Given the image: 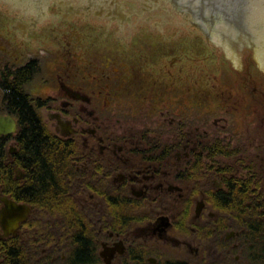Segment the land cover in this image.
<instances>
[{"label":"flooded vegetation","instance_id":"af4514ba","mask_svg":"<svg viewBox=\"0 0 264 264\" xmlns=\"http://www.w3.org/2000/svg\"><path fill=\"white\" fill-rule=\"evenodd\" d=\"M248 4L0 0V118L14 121L0 127V213L2 197L30 209L9 234L0 218V240L18 243L24 264H240L249 244L257 253L258 226L229 204L242 185L264 189V66ZM12 94L71 144L62 203L14 196L34 183Z\"/></svg>","mask_w":264,"mask_h":264},{"label":"trees","instance_id":"16d2710c","mask_svg":"<svg viewBox=\"0 0 264 264\" xmlns=\"http://www.w3.org/2000/svg\"><path fill=\"white\" fill-rule=\"evenodd\" d=\"M12 101L15 106L24 107L20 114L29 123L28 126L22 127L20 151L23 156H27L26 168L34 183L31 192H28L27 187L23 185L21 189L14 191V196L18 200L34 199L35 203H43L44 198L42 197L49 200V203H62L61 196L66 184L65 166L67 153L72 151L71 144L56 138L39 122L35 113L29 109L23 95L12 94ZM26 132H28V136H26ZM259 189V194L255 197L251 189L242 185L241 195L235 201L231 199L234 202L229 204L232 205L235 212L241 210L240 214L243 219L247 218L242 222L246 225L247 230L251 231V227L258 226L259 232L255 240L257 245L260 243V245H264V189ZM255 200L258 202L255 203ZM63 203H68V200ZM15 246L12 249L9 241L0 240V250H2L0 259L3 260V264L25 263V252L18 243ZM250 261L251 264H260L261 262L257 253L250 254Z\"/></svg>","mask_w":264,"mask_h":264},{"label":"water","instance_id":"95a60500","mask_svg":"<svg viewBox=\"0 0 264 264\" xmlns=\"http://www.w3.org/2000/svg\"><path fill=\"white\" fill-rule=\"evenodd\" d=\"M264 9V0H249L248 11L246 12V19L250 33H252V28L258 29L259 21L254 23L257 10ZM10 120V119H7ZM4 118H0V127L1 132H6L3 128L14 121L10 120L8 122ZM1 201L3 202L2 212L0 213V218L2 220L3 229L6 234L9 232H14L20 222L24 221L29 213V207L25 204H19L14 200L9 199L8 197H2Z\"/></svg>","mask_w":264,"mask_h":264},{"label":"rangeland","instance_id":"374dc122","mask_svg":"<svg viewBox=\"0 0 264 264\" xmlns=\"http://www.w3.org/2000/svg\"><path fill=\"white\" fill-rule=\"evenodd\" d=\"M213 63V62H212ZM217 64L213 65L212 66L214 67V69L211 68V73L212 75L215 74V72H217V69L220 68V66L218 67V65L216 66ZM260 79V82H262V85H264V78L261 77L259 78ZM211 82L213 83V77L211 79ZM260 130V128H259ZM259 142H258V147H257V152H258V159H257V162H258V166L260 169L263 170L264 168V129L262 132L259 133ZM261 244V243H260ZM258 244V249L259 252L257 251V256L259 258V260L261 261L260 264H264V245H260ZM262 246V248H261ZM249 251H251V248H250V244H249ZM247 251L244 253V257L246 258V260H242L240 262V264H251V261H250V252ZM248 253V254H247ZM247 254V256H246ZM249 262V263H248Z\"/></svg>","mask_w":264,"mask_h":264},{"label":"bare ground","instance_id":"6f19581e","mask_svg":"<svg viewBox=\"0 0 264 264\" xmlns=\"http://www.w3.org/2000/svg\"><path fill=\"white\" fill-rule=\"evenodd\" d=\"M259 21L258 29L252 28V40L255 43L257 58L264 66V9L257 10L254 23ZM229 46V44H227ZM231 55L233 51H231Z\"/></svg>","mask_w":264,"mask_h":264}]
</instances>
